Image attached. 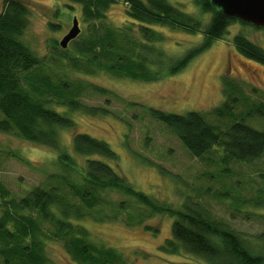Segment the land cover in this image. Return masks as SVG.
<instances>
[{
    "label": "trees",
    "instance_id": "trees-1",
    "mask_svg": "<svg viewBox=\"0 0 264 264\" xmlns=\"http://www.w3.org/2000/svg\"><path fill=\"white\" fill-rule=\"evenodd\" d=\"M68 1L80 6L86 31L70 42V54L66 55L68 50L61 47L59 52L68 61L67 68L82 75L101 72L157 82L184 70L214 41L221 40L230 24L250 25L226 17L211 0H195L203 13L211 14L205 27L167 0ZM119 3L126 6L128 20L121 27H111L106 22L107 12ZM28 15L27 7L18 0H6L0 12V133H14L25 141L57 151L59 170L47 174L45 186L33 187L22 197L11 195L0 182V264H52L46 253L51 241L61 243L74 264H126L115 249L90 241L88 231L77 223L85 218V210L103 208H110L115 214L133 212L139 224L148 214L174 218L171 238L160 246L161 252L184 251L211 264H264L262 253L253 252L239 234L214 219L200 203H191L187 198L177 208L162 202L136 190L111 165L99 159L116 163L117 155L104 141L75 132L72 115L107 112L84 105L81 98L86 91L109 94L82 80H71L66 73L46 71L51 70L46 60L58 58L38 57L22 41ZM55 27L51 24V28ZM155 27L193 35L202 33L203 41L182 57H171L161 49L164 38ZM232 46L241 57L264 65V50L241 34L233 37ZM222 81L224 102L209 115L217 120H232L225 129L209 122L203 113L180 115L150 109L149 115L164 124L197 159L219 149L223 165L251 164L264 154V131L252 128L245 120L264 121V98L246 105L245 113L236 120V106L247 103L249 98L238 80L223 77ZM63 129L72 131L73 155L60 147L59 131ZM76 158L82 161L79 163ZM113 193L125 199L104 196ZM257 239L264 244V230Z\"/></svg>",
    "mask_w": 264,
    "mask_h": 264
},
{
    "label": "rangeland",
    "instance_id": "rangeland-1",
    "mask_svg": "<svg viewBox=\"0 0 264 264\" xmlns=\"http://www.w3.org/2000/svg\"><path fill=\"white\" fill-rule=\"evenodd\" d=\"M5 1L0 0V12ZM18 1L25 4L29 13L22 41L38 57L50 59L54 55L58 58L57 61L46 60L51 68L46 71L55 75L66 73L71 80H82L108 92L109 95L103 96L86 91L81 98L84 105L107 112L96 115L75 112L72 115L76 122L75 132L104 141L117 155L116 163L99 159L111 165L136 190L162 202L177 208L187 198L191 203H200L214 219L239 234L253 252L264 256V244L257 239L264 230V154L251 164L223 165L219 149L197 159L164 124L149 115L150 109L180 115L203 113L209 122L225 129L232 120H217L209 115L224 102V77L238 80L249 98L247 103L236 106V120H239L246 105L264 98V65L238 55L232 39L241 34L264 50V29L234 22L221 40L214 41L180 73L157 82H143L101 72L82 75L68 69V61L59 52V41L72 27L74 17L78 20L80 34L86 31L80 6L68 0ZM167 1L201 22L203 27L210 22L211 14L203 13L195 0ZM125 8L124 4L113 5L107 12L106 22L111 27L124 25L128 20ZM51 24L57 27L51 28ZM155 28L164 38L161 49L171 57H182L203 41L202 33L193 35L166 27ZM55 46L58 49H54ZM65 50H68L66 55L71 53V43ZM245 122L264 131L261 119L248 118ZM71 136V130L59 131L60 147L73 155ZM57 159L55 150L25 141L14 133H0V182L15 197L24 196L33 187L45 186L47 174L59 170ZM76 160L82 161L81 158ZM111 195L104 196L118 201L125 199L114 193ZM127 212L115 214L110 208L85 210V218L77 223L88 231L90 241L115 249L126 264H211L184 251L169 254L159 250L165 240L171 238L174 218L148 214L139 224L135 214ZM128 217L135 221H129ZM46 253L52 264H74L61 243L48 242Z\"/></svg>",
    "mask_w": 264,
    "mask_h": 264
},
{
    "label": "water",
    "instance_id": "water-1",
    "mask_svg": "<svg viewBox=\"0 0 264 264\" xmlns=\"http://www.w3.org/2000/svg\"><path fill=\"white\" fill-rule=\"evenodd\" d=\"M211 3L228 18L264 29V0H211ZM80 32L78 20L74 17L72 27L59 41V46L66 49Z\"/></svg>",
    "mask_w": 264,
    "mask_h": 264
}]
</instances>
